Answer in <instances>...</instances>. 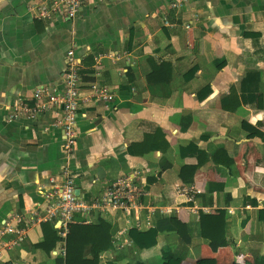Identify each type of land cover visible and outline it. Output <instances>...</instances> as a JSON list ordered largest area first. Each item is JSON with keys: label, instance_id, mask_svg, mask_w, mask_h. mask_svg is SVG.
<instances>
[{"label": "crops", "instance_id": "crops-1", "mask_svg": "<svg viewBox=\"0 0 264 264\" xmlns=\"http://www.w3.org/2000/svg\"><path fill=\"white\" fill-rule=\"evenodd\" d=\"M43 1L0 0V229L14 215L28 219L42 213L43 192L51 179L62 180L64 133L54 127L53 115L11 123L7 116L9 107L31 100L38 87H63L67 52L73 49L81 60V97L92 99L79 109L70 159L77 196L100 199L127 175L149 194L140 228L120 214L76 215L77 225L112 224L111 246L98 264H163L166 246L180 264H255L264 257V108L239 106L250 70L262 74L264 104V0H191L179 12L170 9L174 0H111L85 3L76 18L54 21L31 13L30 6ZM194 13L200 21L187 30ZM166 19L172 26H165ZM207 86L211 94L200 100ZM103 87L112 101L95 98V88ZM243 122L257 130L255 138L248 137ZM190 142L210 157L220 150L226 155L218 158L223 165L205 161L194 180L185 182L182 167L198 163L180 156V147ZM177 187L194 189L193 200ZM215 216L222 218L221 239L231 242L217 252L202 230L203 217ZM172 217L187 226L189 244L166 228L154 248H135L132 230L147 232ZM57 225L29 226L19 247L7 248L12 237L0 236V264L63 263L56 254ZM122 230V241L129 242L119 251ZM212 231L208 227L205 234ZM86 258H92L89 249Z\"/></svg>", "mask_w": 264, "mask_h": 264}, {"label": "built area", "instance_id": "built-area-1", "mask_svg": "<svg viewBox=\"0 0 264 264\" xmlns=\"http://www.w3.org/2000/svg\"><path fill=\"white\" fill-rule=\"evenodd\" d=\"M191 0H174L170 9L176 12L184 10ZM111 0H44L43 3L32 4L30 11L36 19L54 21L61 18L72 20L77 17L85 3L105 4ZM200 21V15L194 13L186 21L185 28L190 30ZM165 26H172L168 19ZM81 60L75 55L73 49L67 52L66 69L63 75V87L61 89L49 86H41L35 89L31 100L19 99L13 106L8 108L7 122L11 123L18 119L35 121L46 114L54 117L53 125L64 133L63 151L66 162L62 167V180L51 179V186L43 192L45 207L42 213L35 212L28 219L22 215H14L7 220L0 229V236H11L12 239L5 243L7 248L19 247L25 241L29 226L50 221L57 225L58 236L61 247L57 255L66 264L67 238L71 226L77 225L76 215L85 217L94 212L106 214H120L127 218L136 220V228H140L141 214L148 208L145 206L146 197L149 195L143 184L133 176L127 175L118 178L107 187L100 199L85 201L77 196L76 174L71 168V157L75 152L78 141V112L82 104L91 102V98H82L80 86L82 77L80 72ZM95 98L98 101L110 102L113 95L109 89L95 88ZM177 192L193 200L195 190L186 187H177ZM126 231L118 233L120 242L118 250L129 242L122 241Z\"/></svg>", "mask_w": 264, "mask_h": 264}, {"label": "trees", "instance_id": "trees-1", "mask_svg": "<svg viewBox=\"0 0 264 264\" xmlns=\"http://www.w3.org/2000/svg\"><path fill=\"white\" fill-rule=\"evenodd\" d=\"M219 65V64H218ZM196 69H192L186 79L190 80L194 76ZM262 80V74L258 70H250L246 73L245 77L241 83V93L239 95L240 102L239 106L255 105L258 109H263V94L260 92V84ZM211 94V87L207 86L203 88L198 93V98L200 100H205ZM229 103L228 100L223 99L221 104ZM242 128L248 132V137L255 138L257 136V130L249 125L247 122L242 123ZM209 137H203V139H208ZM264 139V137H263ZM180 156L185 159L188 157H195L198 161L196 165L183 166L181 170V178L185 182H190L194 180L196 171L205 163V161L212 160L216 164H221L218 158L220 155L225 154L226 151L220 150L216 152L212 157L205 151H201L196 144L190 142L187 145L181 146L179 150ZM233 164V160L229 162ZM231 165V164H228ZM223 189V187H221ZM214 190V189H213ZM209 185V192L213 191ZM222 218L218 216L215 217H203L202 219V230L203 237L210 241V247L214 252H217L220 248L229 246L230 241L226 240L223 236L221 239V228ZM260 220L264 223V209L260 211ZM207 224L212 227L214 231L209 234H205V227ZM244 225V223H243ZM111 228L112 224L109 221L100 220L99 223L92 225H73L71 226L70 233L67 238V258L66 264H98L100 254L109 249L111 246ZM169 228L172 231H176L185 242L189 244L191 242L190 235L188 233V228L185 224L177 220V218L172 217L168 219H162L158 221V225L147 231L138 232L132 230L130 232V237L133 240L135 248L139 250H149L157 246V237L160 232H164V229ZM58 241V237L56 238ZM90 250L91 259L86 258L87 250ZM163 264H180L181 259L176 258L174 252L170 246H166L162 251ZM141 264V263H139ZM206 264H216L214 260H208ZM255 264H264V257L256 260Z\"/></svg>", "mask_w": 264, "mask_h": 264}]
</instances>
